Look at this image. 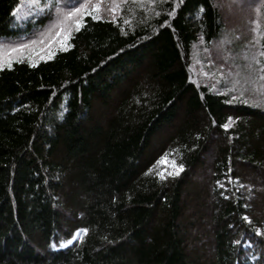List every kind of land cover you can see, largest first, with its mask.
I'll return each mask as SVG.
<instances>
[{
	"label": "trees",
	"instance_id": "trees-1",
	"mask_svg": "<svg viewBox=\"0 0 264 264\" xmlns=\"http://www.w3.org/2000/svg\"><path fill=\"white\" fill-rule=\"evenodd\" d=\"M249 1L227 54L249 57L258 95L198 79L196 42L226 35L219 0H0V46L26 45L0 65V264H264V0ZM80 4L99 18L48 31ZM62 27L64 46L26 58Z\"/></svg>",
	"mask_w": 264,
	"mask_h": 264
},
{
	"label": "rangeland",
	"instance_id": "rangeland-1",
	"mask_svg": "<svg viewBox=\"0 0 264 264\" xmlns=\"http://www.w3.org/2000/svg\"><path fill=\"white\" fill-rule=\"evenodd\" d=\"M132 1H134V0H132ZM135 1H139V0H135ZM219 1L222 3V5L220 7V11L222 12V16L226 22V27H227V30L225 32L226 35L223 36L222 42H218V43H215L212 45L213 51H206L204 49V46H201L200 41L196 42V44L193 48V58H194L193 63H194V65H196L198 75L200 74L203 77V79L206 78V79H210L211 81H213L214 87H216V86L221 87L222 85H225L226 88L228 87V89H229L228 91L234 92L238 95L245 94L247 91L249 92V90L251 88L250 95H258L259 90L262 88V85L257 84L258 79H256V78H254L253 80L252 79L248 80L246 78L244 79L245 76L254 74L253 68L251 66H249V64H248L249 63L248 62L249 57L245 58L244 54L243 55L242 54H236L234 56H232V55L228 56V54H227V48H229V46H228L229 37H234L236 39L241 40V36L239 37V35L238 36L234 35V32L231 29V27L232 28L235 27L236 24L238 25V23H241V24L243 23L244 25L245 24L250 25V19L249 18H251V17H249L248 19L242 17L240 10L243 9L244 6H247V7L251 6L252 7L251 2L250 1L248 2V0H245L246 3H244V2L239 3L237 0H219ZM35 6L42 8V5L39 2L36 3ZM251 7H249V8H251ZM27 9H30V7L25 4L21 9H19V13L21 10L22 11L21 13L23 14V11L25 12V11H27ZM28 13H31V12H28ZM39 16L43 17L44 14L40 13ZM252 28H254V23H253ZM58 31H60L62 33L61 36H59V37L56 36V33ZM58 31L56 33H53L54 34L53 36L55 37V40H52L53 42L47 44L46 46H44L42 48L34 49L32 52L27 54L26 58L29 60L39 59V58L47 56V54L49 55L56 47L64 46L66 41L63 44H61V41L64 40V37H67V34L65 33L66 29L64 30L62 27V28L58 29ZM242 33H244L243 30H242ZM52 39H54V38H52ZM54 41H57V42L54 43ZM10 54H12V52L7 51V49H5V50L3 49V59H2V63H0V65L3 63L9 62V58L12 56ZM16 54H17V52H16ZM13 55H15V54H13ZM200 75L198 76V79H200ZM237 81H238V83H237ZM253 81H256V82L253 84ZM234 84H235V87H233ZM220 89H222V88H220ZM234 98H236V97H234ZM218 139H219V137L214 138L215 141H217ZM212 162H213V160H212ZM163 164L165 165L166 162ZM247 171H249L250 173H252V175H254L253 170H247ZM207 172L209 173L210 171L208 170ZM208 173L203 175L198 180V183H202L203 186L210 189ZM252 181H254L256 184H258L257 185L258 193L259 194L262 193L264 190L261 187V185L258 183V182H260V179L254 178V180H252ZM208 198H209L208 203L212 204L213 197L210 195ZM252 198H254L255 203H256V207H255L256 212L260 213V214L264 213V209L261 207V205H259V202H260L259 198L258 197L257 198L252 197ZM189 201H191V202H189L190 206H193L194 205L193 199H189ZM214 205L216 206V204H214ZM188 211H187L188 215H186V219L191 221L192 215H191L190 211H192V210H188ZM195 216L196 215L193 216V219L196 218L195 219V224H196V220L197 219L199 220L200 216L199 217H197V216L195 217ZM195 224H194V226L192 224L190 225L189 233L191 235H189V237H193L195 234H197L198 241H195L193 239L192 242H194V245L192 244V242H191V245L198 246L197 248L205 249L206 248L205 244L207 243V240H208V236L206 234L209 233V228H207L206 223H204L203 226L199 225L198 223H197L198 224L197 226ZM77 234H79V232Z\"/></svg>",
	"mask_w": 264,
	"mask_h": 264
},
{
	"label": "snow or ice",
	"instance_id": "snow-or-ice-1",
	"mask_svg": "<svg viewBox=\"0 0 264 264\" xmlns=\"http://www.w3.org/2000/svg\"><path fill=\"white\" fill-rule=\"evenodd\" d=\"M38 2H40V0H22V3L17 4L16 7L13 9V13L15 14L17 12V10L21 9L25 4L28 5L29 7H32ZM176 2H180V0H176ZM58 4H59V0H52V6H56ZM47 7H49V5L45 4V8H47ZM97 11H98V9H96L94 6V11L90 13L84 4H80L79 7H73L70 11H67V12L63 11L60 7L57 6L56 7V15L58 18L54 19L51 22V26L48 29V31H51V28H55L58 24H63L64 20H66V19H72L73 23L76 26V29L79 30L81 21L78 18H75V17H77V14H80V15L91 14L92 17L94 19H96V18H99V16L96 14ZM201 11H203V9H201ZM169 15H171V13H169ZM165 23H167V21H165ZM253 23H254L253 31H259L261 28V25L258 22H253ZM61 34L62 33L60 31H58L56 33V36L59 37V36H61ZM66 39H67V37H64V40L61 41V44H63L66 41ZM261 44H264V41H261ZM25 47H26V45L20 44V45H17L16 48L7 49V51L15 52L16 50L24 49ZM261 55H264V51L261 52ZM2 59H3V46H0V63H2ZM10 64H11V61L9 60V65ZM260 72L264 73V68H261ZM260 78L264 79V75H262ZM237 83H238V81H237ZM233 87H235V84L233 85ZM231 119L232 118L229 117V120H231ZM221 127L227 129L229 127V125L226 123V124L221 125ZM166 156H167V154H165V157L161 158L159 163H165L166 162ZM172 167H173V171L168 172L167 173L168 175H178L179 172L183 169V165L182 164L177 165L175 163V161H172ZM149 171H151V170H149ZM157 175L161 179H163L164 174L162 172H158ZM84 231H86V230H84ZM257 234L258 235L260 234L259 229H257Z\"/></svg>",
	"mask_w": 264,
	"mask_h": 264
},
{
	"label": "bare ground",
	"instance_id": "bare-ground-1",
	"mask_svg": "<svg viewBox=\"0 0 264 264\" xmlns=\"http://www.w3.org/2000/svg\"><path fill=\"white\" fill-rule=\"evenodd\" d=\"M46 32V31H45ZM262 33V32H261ZM218 36V35H217ZM219 37V36H218ZM15 38V37H14ZM198 38V37H197ZM215 38V37H214ZM258 39V38H257ZM221 40V39H220ZM212 41V40H211ZM214 41V40H213ZM216 41H217V39H216ZM214 43V42H213ZM234 43V42H233ZM243 43H244V41H243ZM238 44H239V42H238ZM8 45V44H7ZM229 45V44H228ZM234 50V49H233ZM230 51V50H229ZM239 52V51H238ZM231 53V52H230ZM237 54V53H236ZM11 55V54H10ZM243 55V54H242ZM191 62V61H190ZM230 62V61H229ZM239 68V67H238ZM237 68V69H238ZM249 70V69H248ZM197 71V70H196ZM239 75V74H238ZM243 75V74H242ZM248 79V78H247ZM133 80V79H132ZM249 85V84H248ZM257 191V190H256ZM252 192V191H251ZM256 196V195H255ZM254 199V198H253ZM38 250V249H37ZM252 256V255H251Z\"/></svg>",
	"mask_w": 264,
	"mask_h": 264
}]
</instances>
